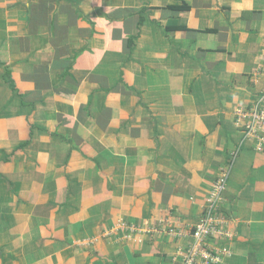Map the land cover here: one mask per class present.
<instances>
[{
	"label": "crops",
	"instance_id": "crops-1",
	"mask_svg": "<svg viewBox=\"0 0 264 264\" xmlns=\"http://www.w3.org/2000/svg\"><path fill=\"white\" fill-rule=\"evenodd\" d=\"M0 62V264H174L222 167L211 248L264 264V0H0Z\"/></svg>",
	"mask_w": 264,
	"mask_h": 264
},
{
	"label": "built area",
	"instance_id": "built-area-1",
	"mask_svg": "<svg viewBox=\"0 0 264 264\" xmlns=\"http://www.w3.org/2000/svg\"><path fill=\"white\" fill-rule=\"evenodd\" d=\"M255 103L256 105L253 106ZM234 114L236 126L242 128L246 132V136L248 135L254 139L257 151L264 152V92L250 105L238 107ZM228 174V168H225L214 181L210 195V207L190 233L191 240L187 246L185 248L178 247L174 257V264L219 263L220 256L214 252V249V251L212 250L210 238L219 229V220L215 211L217 210L218 202L221 201V194L225 189Z\"/></svg>",
	"mask_w": 264,
	"mask_h": 264
},
{
	"label": "trees",
	"instance_id": "trees-1",
	"mask_svg": "<svg viewBox=\"0 0 264 264\" xmlns=\"http://www.w3.org/2000/svg\"><path fill=\"white\" fill-rule=\"evenodd\" d=\"M173 7H176V9H185L187 6L186 5H174ZM3 64L0 62V65ZM2 79L4 80V82L6 84H8L9 88L12 90V91H15V93L17 94L18 92L16 91V87H15V83H14V80L12 79L11 77V71L8 70V69H5L3 74H2ZM26 94H20L19 97H20V100L23 101L24 100V96ZM24 102V101H23Z\"/></svg>",
	"mask_w": 264,
	"mask_h": 264
},
{
	"label": "rangeland",
	"instance_id": "rangeland-1",
	"mask_svg": "<svg viewBox=\"0 0 264 264\" xmlns=\"http://www.w3.org/2000/svg\"><path fill=\"white\" fill-rule=\"evenodd\" d=\"M9 90H10V89H9ZM10 91H11V90H10ZM11 94H12V92H11ZM257 98H258V97H257ZM257 98H256V100H257ZM260 99H261V98H260ZM260 99H258V101H260ZM258 101H257V102H258ZM253 102H254V101H253ZM257 102H256V103H257ZM256 103L253 104V106L256 105ZM256 131H257V130H256ZM256 131H255V132H256ZM243 132H244V134L246 135V132H245V131H243ZM247 137H249V136L247 135ZM225 168H227V167H222V168H221V170H220L219 174L217 175V177H218V176H219V175L225 170ZM216 179H217V178H216ZM216 179H215V180H216ZM215 180H214V181H215ZM213 183H214V182H213ZM212 185H213V184H212Z\"/></svg>",
	"mask_w": 264,
	"mask_h": 264
}]
</instances>
